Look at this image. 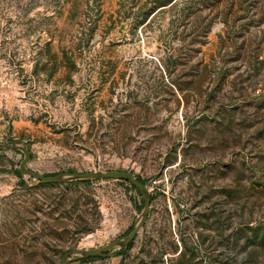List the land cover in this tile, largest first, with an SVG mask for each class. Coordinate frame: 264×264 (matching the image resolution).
Listing matches in <instances>:
<instances>
[{"label":"rangeland","instance_id":"1","mask_svg":"<svg viewBox=\"0 0 264 264\" xmlns=\"http://www.w3.org/2000/svg\"><path fill=\"white\" fill-rule=\"evenodd\" d=\"M53 174L129 170L149 210L66 264H264V0H0V139ZM0 148V264L125 234L123 179L27 183Z\"/></svg>","mask_w":264,"mask_h":264},{"label":"water","instance_id":"2","mask_svg":"<svg viewBox=\"0 0 264 264\" xmlns=\"http://www.w3.org/2000/svg\"><path fill=\"white\" fill-rule=\"evenodd\" d=\"M0 148L17 149L20 151L21 156L17 163V171L21 177L26 178L27 183H61L74 180L84 181L98 178H117L123 179L131 184L141 197L142 203L139 213L125 234L112 238L104 244L97 246L69 248L62 252L57 264H66L70 260L96 256L114 248L126 247L134 239L136 233L143 225L149 210L150 195L145 184L131 171L115 169H91L83 171L69 170L60 171L53 174H42L33 171L27 165L30 155L28 146L24 142L14 138L0 139Z\"/></svg>","mask_w":264,"mask_h":264},{"label":"trees","instance_id":"3","mask_svg":"<svg viewBox=\"0 0 264 264\" xmlns=\"http://www.w3.org/2000/svg\"><path fill=\"white\" fill-rule=\"evenodd\" d=\"M138 178V177H137ZM139 179V178H138ZM140 180V179H139ZM78 180H74L73 182H76ZM80 182H88V180L80 181Z\"/></svg>","mask_w":264,"mask_h":264}]
</instances>
